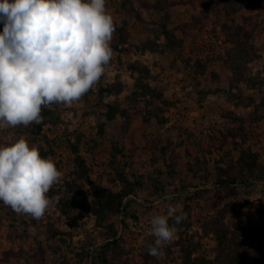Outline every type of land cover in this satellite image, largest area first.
<instances>
[{
    "label": "rangeland",
    "instance_id": "obj_1",
    "mask_svg": "<svg viewBox=\"0 0 264 264\" xmlns=\"http://www.w3.org/2000/svg\"><path fill=\"white\" fill-rule=\"evenodd\" d=\"M106 10L116 30L99 82L71 107L48 106L40 124L0 131V146L23 136L62 172L48 193L59 202L39 220L0 201V264H103L109 224L123 264H229L216 229L248 234L246 245L256 236L249 251H264V0H106ZM238 173L247 183L233 192L216 184ZM124 179L126 214L97 212L96 196ZM169 203L187 219L153 257L149 220Z\"/></svg>",
    "mask_w": 264,
    "mask_h": 264
},
{
    "label": "clouds",
    "instance_id": "obj_2",
    "mask_svg": "<svg viewBox=\"0 0 264 264\" xmlns=\"http://www.w3.org/2000/svg\"><path fill=\"white\" fill-rule=\"evenodd\" d=\"M0 22V131L40 124L43 107H71L113 56L116 27L106 0H0ZM61 178L55 162L23 136L0 146V201L15 213L41 219L59 202L48 193ZM186 219L171 203L166 215L151 217L148 255L162 256Z\"/></svg>",
    "mask_w": 264,
    "mask_h": 264
},
{
    "label": "trees",
    "instance_id": "obj_3",
    "mask_svg": "<svg viewBox=\"0 0 264 264\" xmlns=\"http://www.w3.org/2000/svg\"><path fill=\"white\" fill-rule=\"evenodd\" d=\"M180 27H182V25ZM120 34L121 36L123 35L122 32ZM120 34H117V35L120 37ZM167 35L169 36L172 34L167 32ZM115 110H116L115 107H111L110 112L106 113V119L108 122L111 121L116 116L117 112ZM119 114L125 120L126 113L124 111H120ZM41 116L43 118H45L46 116H50V109H48L47 107H43L41 111ZM125 121L128 122L129 119L126 118ZM253 166L254 165H252V167ZM228 177L224 178V177L218 176L216 180L217 182L216 184L224 188L225 190L224 192L226 194H228L229 192H233L234 182H239L240 185H246L247 183L246 179H248L246 176L242 175L241 173H238L237 176L232 179ZM123 181H124L123 182L124 188L122 189V191L115 193V194L110 193V192L109 193L105 192V193H100L99 196H96L97 197L96 206L99 207V210L98 211L96 210L97 212H100V213L112 212L114 214H122V215L126 214L127 212L126 209L128 205L131 203V199H126V198L132 192L134 184L129 186L128 185L129 183L127 182V180L124 179ZM135 184L138 187L141 186V184L137 182ZM154 188L158 190L159 186L157 183H155ZM159 191H161V189H159ZM199 192H200L199 190L193 191L195 195H198ZM221 217L222 215H220V218ZM220 221L223 222L222 219ZM123 222L124 220H122V223ZM219 230L220 229L214 230V235H216L217 237V244L220 245L221 249L224 252H226V254L228 255L227 261L229 262V264H263L264 263V257H263L264 255L263 256L261 255V252L264 253L262 249H258V251H255V253H252L249 251V248L255 246L258 243L256 236L254 237L252 236L254 238L253 241H251L249 245H246V243L248 242V234H244L242 237H239V236H236L234 233V234L229 235L230 237H226L225 235L220 233ZM14 233L19 234L17 231H15ZM107 234H108L107 239H106L107 241L102 246L103 247L102 249L104 251L103 257L101 256L102 263L103 264L126 263L125 261H120V253L122 251L121 249H123L124 242L122 239L116 236L117 231L113 227V224L107 225ZM21 236L23 237L22 234ZM10 237L14 239L17 236H15L14 234H11ZM239 247H241L242 249L241 251H238ZM144 248H145V252H147V245L144 246ZM257 248H260V247L258 246ZM14 250L15 249L11 247V250H8V252L15 253ZM19 251H21V249ZM107 253L110 255V258H107L108 256ZM110 259L112 261L109 262Z\"/></svg>",
    "mask_w": 264,
    "mask_h": 264
}]
</instances>
